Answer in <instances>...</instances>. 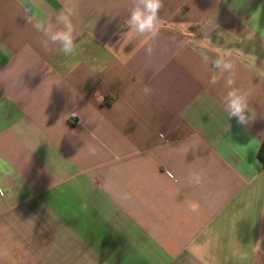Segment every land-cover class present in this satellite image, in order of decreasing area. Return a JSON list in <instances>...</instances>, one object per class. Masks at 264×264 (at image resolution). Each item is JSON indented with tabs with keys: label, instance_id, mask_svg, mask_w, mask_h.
I'll use <instances>...</instances> for the list:
<instances>
[{
	"label": "crops",
	"instance_id": "obj_1",
	"mask_svg": "<svg viewBox=\"0 0 264 264\" xmlns=\"http://www.w3.org/2000/svg\"><path fill=\"white\" fill-rule=\"evenodd\" d=\"M163 4L146 40L132 0H0V264H264V0ZM25 6L72 9L77 54ZM221 53L247 126L208 83Z\"/></svg>",
	"mask_w": 264,
	"mask_h": 264
},
{
	"label": "clouds",
	"instance_id": "obj_2",
	"mask_svg": "<svg viewBox=\"0 0 264 264\" xmlns=\"http://www.w3.org/2000/svg\"><path fill=\"white\" fill-rule=\"evenodd\" d=\"M163 7V0H132L126 27L134 34L136 39L154 40L159 34V13ZM74 14L72 9H67L61 11L52 19H38L32 9L25 6L23 18L27 24H31L36 31L41 33L40 45L46 53L52 51L53 46H58L67 57L71 58L77 54L78 50L77 37L79 32L77 26L73 23L72 17ZM153 50L149 43L146 48L147 55L151 56ZM235 67L230 53H221L212 63L213 73L208 83L216 85L223 81V87L227 89L222 96L224 110L227 112L229 119L236 118L239 125L247 126L256 119L257 113L249 102L251 93L235 87ZM142 91L147 95L150 94L151 90L145 87ZM160 138L164 139V135L160 134ZM92 152L94 154V149ZM192 180L198 184L201 177L195 175ZM189 209L192 212H197L199 204L192 202L189 204Z\"/></svg>",
	"mask_w": 264,
	"mask_h": 264
},
{
	"label": "trees",
	"instance_id": "obj_3",
	"mask_svg": "<svg viewBox=\"0 0 264 264\" xmlns=\"http://www.w3.org/2000/svg\"><path fill=\"white\" fill-rule=\"evenodd\" d=\"M258 158L259 160L262 162L263 166H264V142L262 143L260 150L258 152Z\"/></svg>",
	"mask_w": 264,
	"mask_h": 264
}]
</instances>
